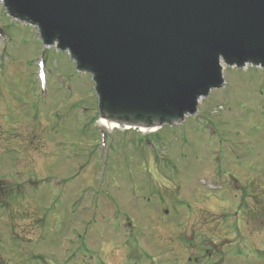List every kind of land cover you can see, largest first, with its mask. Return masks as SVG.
<instances>
[{"label": "rangeland", "instance_id": "1", "mask_svg": "<svg viewBox=\"0 0 264 264\" xmlns=\"http://www.w3.org/2000/svg\"><path fill=\"white\" fill-rule=\"evenodd\" d=\"M224 64L181 123L111 129L0 0V264H264V66Z\"/></svg>", "mask_w": 264, "mask_h": 264}, {"label": "water", "instance_id": "2", "mask_svg": "<svg viewBox=\"0 0 264 264\" xmlns=\"http://www.w3.org/2000/svg\"><path fill=\"white\" fill-rule=\"evenodd\" d=\"M91 72L100 115L153 127L194 114L224 63L264 66V0H4Z\"/></svg>", "mask_w": 264, "mask_h": 264}, {"label": "bare ground", "instance_id": "3", "mask_svg": "<svg viewBox=\"0 0 264 264\" xmlns=\"http://www.w3.org/2000/svg\"><path fill=\"white\" fill-rule=\"evenodd\" d=\"M100 123L103 124V125H106V126H108V127H110V128L117 126L116 123H114V122H108L105 118H102V119L100 120ZM143 129H145V128H143ZM148 131H149V130H148Z\"/></svg>", "mask_w": 264, "mask_h": 264}, {"label": "flooded vegetation", "instance_id": "4", "mask_svg": "<svg viewBox=\"0 0 264 264\" xmlns=\"http://www.w3.org/2000/svg\"><path fill=\"white\" fill-rule=\"evenodd\" d=\"M229 176L233 179V181H235V182L237 181V180H236V177H235L233 174H229ZM236 183H237V182H236ZM237 184H238V183H237ZM2 187H3V186H0V189H1Z\"/></svg>", "mask_w": 264, "mask_h": 264}]
</instances>
